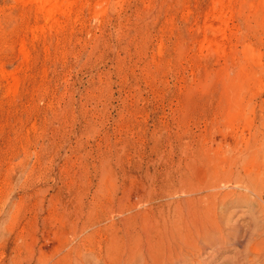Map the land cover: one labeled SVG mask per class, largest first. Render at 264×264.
Returning a JSON list of instances; mask_svg holds the SVG:
<instances>
[{
  "label": "rangeland",
  "instance_id": "1",
  "mask_svg": "<svg viewBox=\"0 0 264 264\" xmlns=\"http://www.w3.org/2000/svg\"><path fill=\"white\" fill-rule=\"evenodd\" d=\"M59 3L0 0V264H122L184 182L264 170V0Z\"/></svg>",
  "mask_w": 264,
  "mask_h": 264
},
{
  "label": "bare ground",
  "instance_id": "2",
  "mask_svg": "<svg viewBox=\"0 0 264 264\" xmlns=\"http://www.w3.org/2000/svg\"><path fill=\"white\" fill-rule=\"evenodd\" d=\"M31 1L37 5L38 11L46 12V17L50 19L56 10L60 11L62 8L60 0ZM68 7L69 5L65 8ZM261 153L264 157L263 150ZM219 182L212 180L207 189L194 192L188 190L184 182V201H181L184 208L158 211L160 218L157 217L156 222H153L150 232L138 237L139 245L136 244L135 249L130 247L131 251L121 263L215 264L222 250L242 242L246 245L243 252L246 258H249L248 253L254 248L253 241L260 242L256 241L257 237L264 239V205L260 194V189L264 186V170L258 176L250 177L234 169L221 183ZM223 188H226V191H223ZM254 195L258 197L253 198ZM239 201L251 202L253 211L262 217L255 229L249 231L250 233L247 230L244 235L237 227L238 224L229 223L231 216L225 211L230 202ZM78 260L77 264H82ZM253 261L250 260V263H254Z\"/></svg>",
  "mask_w": 264,
  "mask_h": 264
}]
</instances>
